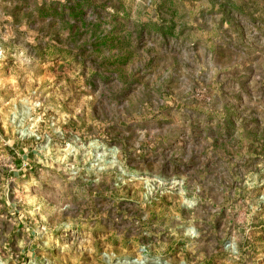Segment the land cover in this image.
<instances>
[{
  "label": "rangeland",
  "instance_id": "374dc122",
  "mask_svg": "<svg viewBox=\"0 0 264 264\" xmlns=\"http://www.w3.org/2000/svg\"><path fill=\"white\" fill-rule=\"evenodd\" d=\"M0 53V264H264V0H0Z\"/></svg>",
  "mask_w": 264,
  "mask_h": 264
},
{
  "label": "built area",
  "instance_id": "2783aa9c",
  "mask_svg": "<svg viewBox=\"0 0 264 264\" xmlns=\"http://www.w3.org/2000/svg\"><path fill=\"white\" fill-rule=\"evenodd\" d=\"M0 56H1V53H0ZM39 138V137H38Z\"/></svg>",
  "mask_w": 264,
  "mask_h": 264
}]
</instances>
